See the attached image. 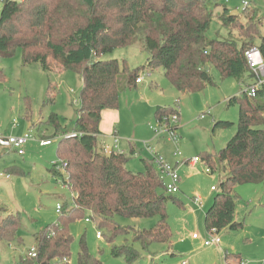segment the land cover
Returning <instances> with one entry per match:
<instances>
[{
  "label": "trees",
  "instance_id": "1",
  "mask_svg": "<svg viewBox=\"0 0 264 264\" xmlns=\"http://www.w3.org/2000/svg\"><path fill=\"white\" fill-rule=\"evenodd\" d=\"M2 3L0 55L9 58L20 51L23 65L40 62L46 72H56L51 65L54 62L60 73L72 71L83 83L72 133L57 114H51L44 122L54 129L55 136L65 133L60 136L56 156L67 165L66 170L57 172L52 168L47 172L61 178L70 188L72 205L61 203L57 221L34 235L36 258L28 257L22 263L70 264L73 242L70 226L81 218L96 223L113 243L130 233V228L120 226L116 217H159L155 228L135 231L133 240L144 250L154 243L170 244L167 205L170 200L180 206L183 202L175 194H167L164 180L152 161L143 160L145 170L136 173L128 169L127 155L101 153L102 114L117 111L121 95L136 90L137 80L147 70L149 74L163 70L181 93L201 92L213 84L212 69L222 77H233L245 84L246 77L252 78L246 51L257 47L264 57V36L260 43L256 42L262 23L256 11L249 12L246 23L223 14L221 25L228 30L229 39L210 40L207 33L214 18L210 0H2ZM137 42L149 54L144 66L131 69L125 60L121 63L103 59ZM229 103L239 106L236 134L219 153L200 155L210 173L220 170L225 176L205 214L209 233L243 228L244 222L236 220L235 188L264 182V92L255 98L242 92ZM27 104L30 106V102ZM176 114L180 115L176 108L158 107L154 117L160 124L165 121L169 125ZM214 123L213 131L231 125L226 121ZM5 216L0 224V241L11 242L18 238L22 225L18 215ZM112 254L124 257L128 264L140 258L133 246L127 245L113 246ZM78 264L102 262L82 243Z\"/></svg>",
  "mask_w": 264,
  "mask_h": 264
},
{
  "label": "rangeland",
  "instance_id": "2",
  "mask_svg": "<svg viewBox=\"0 0 264 264\" xmlns=\"http://www.w3.org/2000/svg\"><path fill=\"white\" fill-rule=\"evenodd\" d=\"M210 1L214 14L207 33L210 40L229 39L228 30L221 25L223 14L236 16L246 23L249 12L256 11L257 18L262 21L256 40L260 43L264 36V0ZM2 7L0 0V16ZM103 59L119 60L121 63L125 60L134 69L144 66L149 54L143 44L137 42L107 54ZM51 65L56 67L57 64L52 62ZM58 72H46L40 62L23 65L20 51L9 58L0 55V136H22L32 132L36 138L47 136L54 139L48 147L29 142L24 147L23 156L0 149V175L5 176L0 178V209H4L0 211V224L5 214H14L19 216L22 225L16 240L0 241V264H23L22 260L30 257L29 253L34 251V235L57 221L60 214L56 211L57 206L63 202L72 205L73 192L70 188L61 178L47 172L53 168V162H59L56 148L59 137L65 133L55 136L54 129L44 125V122L51 114H57L71 134L80 109L83 83L82 78L72 71ZM145 72L140 75L144 79L138 83L136 90L122 94L120 107L113 112L116 115L111 120L114 121L115 131L119 132L117 142L121 150L129 151L130 142L136 147L137 154L150 159V154L144 150V143L148 142L157 153L164 152L171 164L178 163L179 192L174 196L183 205L172 200L167 205L171 243H154L144 250L133 240L135 231L155 228L159 217H116V222L130 228V233L126 237L116 238L113 243L108 241L107 233L100 230L96 223H87L81 218L70 226L73 238L70 264H78L82 243L102 264H128L124 257L112 254L113 246L125 245L133 246L140 255L134 264H264V182L235 188L238 195L236 220L244 222L243 228L220 232V246L204 245L211 235L206 230L205 214L220 191L225 176L220 170L207 173L208 167L200 161V155L202 152L219 153L236 134L239 106L230 104L229 100L244 92L252 79L246 77L245 85L233 77H222L212 69L213 84H208L201 92L181 93L163 70L150 72L151 76H148V70ZM27 102H30V106ZM157 106L179 111L178 144L169 141L166 133L159 136L150 129V126L157 129L166 126L165 121L160 124L154 117ZM214 121H226L231 125L227 128L217 127L213 131ZM175 150L179 151L177 160L170 157V152L174 153ZM128 159L127 167L132 172L145 170V164L137 156ZM186 160L189 162L186 163ZM194 160H197V164L192 167L189 163ZM155 170L158 172L157 167ZM164 183H169V178L164 177ZM213 187L216 191L212 190ZM196 197L202 198L204 209L193 205L192 200ZM98 232L104 235L101 239L97 238ZM194 234L199 235L200 239L194 240Z\"/></svg>",
  "mask_w": 264,
  "mask_h": 264
},
{
  "label": "built area",
  "instance_id": "3",
  "mask_svg": "<svg viewBox=\"0 0 264 264\" xmlns=\"http://www.w3.org/2000/svg\"><path fill=\"white\" fill-rule=\"evenodd\" d=\"M245 57L249 66V70L252 76V82L245 87V90L243 93L247 94L250 98H255L258 96L259 92H264V57L261 53V51L257 47H252L248 49L245 53ZM143 77H140L137 80V83L143 82ZM179 126V115L176 114L171 117L170 124L164 126L162 129H157L155 127L150 126V128L157 134L161 135L162 133H166V138L171 141L174 144L179 143V136L177 134V129ZM60 139V137H59ZM29 142H38L40 147H48L51 146L54 142V139H46L44 136L42 138H36L35 135L32 132H27L22 136H0V148L7 150L8 152L17 153L19 156H23L25 154L24 147ZM144 149L150 154L151 160L155 167L158 168V173L160 177L164 180V177L169 178V183H165L166 186V192L169 195H174L179 192V181H180V175L178 173V166L177 164L173 165L171 164L165 156H163L160 153H157L153 150L150 143L145 142L144 143ZM101 153L107 156L112 155L113 153H120L123 154V152L117 150V146L110 147L107 145H104L102 147ZM179 153L178 150H175L174 156ZM197 160H194L190 163L195 164ZM66 164H62L61 162L55 161L52 164L53 170L57 172H65L66 170ZM207 173H210L209 170L206 171ZM1 177H5L4 175H0ZM7 179L10 178L9 175L6 176ZM65 181H68V178L65 179ZM213 191H216V189L213 187ZM193 204L199 208H203V200L201 197H196L193 199ZM62 210V205L59 204L57 206L56 211L60 213ZM87 223H90V219L85 220ZM210 237L208 240L204 242V245L206 247L211 246H220L221 239L219 237V233L213 232L210 233ZM103 235L98 232L97 238L101 239ZM193 239H200L199 235L194 234ZM29 256L32 258H36V250L34 249L33 252L29 253Z\"/></svg>",
  "mask_w": 264,
  "mask_h": 264
},
{
  "label": "crops",
  "instance_id": "4",
  "mask_svg": "<svg viewBox=\"0 0 264 264\" xmlns=\"http://www.w3.org/2000/svg\"><path fill=\"white\" fill-rule=\"evenodd\" d=\"M54 68V70L56 71V72H58V67L56 66V67H53ZM59 73V72H58ZM152 74H148V76H151ZM127 92H129V91H127ZM122 96V95H121ZM121 101V100H120ZM158 107H161V106H157V108ZM156 108V109H157ZM155 109V110H156ZM114 111H105V112H103V114H102V122H101V127H100V130H101V135H100V137H99V140H100V143H99V150H101L102 149V147L104 146V145H107V146H110V147H114V146H117V150L118 151H121V152H123V154L124 155H127L128 157H130V156H137V158H139L140 160H141V162L143 161V160H147V161H152L151 160V156L149 155V153H148V155L150 156V159L149 158H143V155L142 154H137V151H136V147L134 146V144H131L130 142H129V146H130V149H129V151H125V150H121L120 149V146H119V142H117L118 141V137H119V132H117V131H115V126H114V121L113 120H111V119H114V117H115V113H113ZM179 121H181V118H180V115H179ZM151 129V128H150ZM152 130V129H151ZM177 130H179V126H178V129ZM153 131V130H152ZM160 136V135H159ZM165 138V137H164ZM151 145V144H150ZM120 154V153H119ZM134 154V155H133ZM160 154H162L163 156L165 155V153L163 152V153H160ZM166 156V155H165ZM170 157L171 158H174L175 160H177L178 159V157H175L174 156V153H173V151H172V153L170 152ZM166 158H167V156H166ZM167 160H168V158H167ZM187 162H189V160H186V163ZM178 164V163H177ZM197 163H195V164H192V163H189V165L190 166H195ZM192 203H193V200H192ZM204 204V203H203ZM194 205V204H193ZM195 206V205H194ZM199 209V208H198ZM202 209H204V207L202 208ZM199 238H200V236H199ZM194 240H199V239H194ZM222 243V242H221ZM221 245V244H220ZM173 252H171V254H172ZM174 255V254H173ZM172 255V256H173ZM183 264H187L186 262H183Z\"/></svg>",
  "mask_w": 264,
  "mask_h": 264
}]
</instances>
